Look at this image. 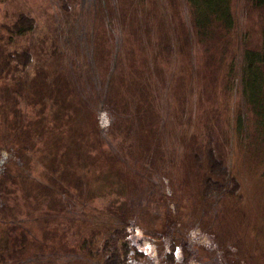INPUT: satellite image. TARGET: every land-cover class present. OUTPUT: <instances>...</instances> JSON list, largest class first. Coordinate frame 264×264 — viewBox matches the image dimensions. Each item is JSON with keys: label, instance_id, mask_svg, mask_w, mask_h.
Wrapping results in <instances>:
<instances>
[{"label": "rangeland", "instance_id": "obj_1", "mask_svg": "<svg viewBox=\"0 0 264 264\" xmlns=\"http://www.w3.org/2000/svg\"><path fill=\"white\" fill-rule=\"evenodd\" d=\"M232 7L234 40L245 34L248 43L262 42L263 12L247 0H233ZM20 16L33 20L23 34L14 31ZM147 26L149 39L142 46L133 34ZM176 35L172 50L158 48ZM204 47L197 42L185 0H0V176L22 165L28 142L33 149L25 152L32 161L25 167L29 180L46 184L56 173L70 176L63 184H47L67 190L55 204L33 192L40 184L0 181L7 188L3 199L18 205L7 216L21 222L28 242H38L46 254L54 249L52 239L76 245L90 237L92 214L118 198L122 184H109L103 175L109 172L127 182L130 160L117 163L96 154L82 172L86 184L81 188L66 184L79 172L73 150L48 164L38 159L55 141L79 134L88 139L97 128L108 131L113 146L127 139L125 126L111 131L114 120L104 105L122 103V89L129 86L155 125L165 126V154H158L156 162L160 185L152 194L142 190L138 199L127 200L139 225L161 231L162 237H147L139 225L128 223L126 238L146 256L128 264H166L161 258L171 241L175 264H264V149L249 145L254 134L248 125L242 136L234 130L240 93L224 86L226 37ZM234 48L230 43L229 49ZM211 138L228 169L223 184L230 177L238 182L233 195L226 187L206 197L199 191L201 169L195 158L204 157ZM97 150L112 154L103 140ZM64 249L55 248L54 264H66L71 257L95 264L84 253L76 257Z\"/></svg>", "mask_w": 264, "mask_h": 264}, {"label": "trees", "instance_id": "obj_2", "mask_svg": "<svg viewBox=\"0 0 264 264\" xmlns=\"http://www.w3.org/2000/svg\"><path fill=\"white\" fill-rule=\"evenodd\" d=\"M185 1L191 13V26L198 43L205 45L204 48H207L209 44L214 43L221 36H223V40L226 37V55L228 58L226 57L224 67H226L228 78L224 86L226 87L227 84L231 90L234 89L240 93V105L235 114L236 124L234 130H236L238 136H242V134L247 133L248 125L250 133L254 134L248 140L249 145L264 149V0H247L252 8L263 12L261 28L263 39L262 42L253 44L248 43L245 34L239 40H234L233 0ZM15 26L14 31L17 34H23L32 28L33 20L29 16H20L15 22ZM148 28L149 26L137 28L133 34L136 42H139L142 46L149 39ZM165 29L167 30L166 27ZM163 37L164 35L161 39ZM176 37L177 35L165 44L160 43L158 48L172 50ZM185 39L188 41L187 36H185ZM232 42L235 43V48L230 50L229 44ZM177 47L180 48L181 45L178 44ZM158 53L155 50V56ZM86 54L87 58H90V52L87 51ZM113 66L114 62H112L111 67ZM236 73L237 80H235ZM49 85L51 90L55 92L52 84ZM122 90H126V95L119 99L122 103L111 105L112 103L107 102L104 106L108 109L112 120H114V123L109 125L111 131H115L119 126H125L124 135L127 136V139H121L119 143L113 146L106 139L109 134L108 131L103 132L97 128L92 137L88 139L85 135L79 134L74 135L66 142L55 141L58 144L54 142L53 147H49L42 154L43 156L38 159L40 164H48L56 158L61 159V156H65L66 153L73 150L76 154L75 159L79 172L76 175L71 174L74 177L70 179V183L66 182V184L75 183L79 187L86 184L82 172L87 167L90 169L92 161L96 159V154L97 157H100L99 159H113L117 163H126L130 160L131 162L127 166V176L129 178L127 182L109 175V172H105L103 175V178L109 184H117V181L122 184L121 189H116L118 198L111 201L106 210L101 211V213H93L94 221L88 218L90 222H93L89 238L83 237L78 240L76 245L63 242L58 238L52 239L50 244H52L51 248L54 249L46 254L38 242H28L25 235L20 232L21 222L19 220L7 216L8 212L16 213L18 205L15 204V201L14 204L10 205L6 199V201L3 199V192L7 188L5 187L6 184H0V264H54L53 257L56 254L55 248L57 246H63L65 248L64 252L72 253V256L79 257L81 253H84L90 258L89 263L95 264H128L131 258L140 260L142 257H146L126 238V228L129 225H139L138 213L132 205L127 204V200L138 199L136 195L141 193L142 190L152 194L150 191H153L155 185L159 184L156 162L160 159V155L165 154L162 146V133L165 126H161L158 122L155 125L156 122L153 121V116L148 114L149 109L145 113L144 108L138 103V98L131 92L129 86L127 89ZM143 91L139 93L142 94ZM153 112H155V108H153ZM154 117L156 119V114ZM125 120H127L126 125L123 124ZM25 136H28V134L26 133ZM102 140L107 148L112 151V154L111 152H104V150H102L104 153H101L97 150V144ZM212 142L214 143L212 138L208 140L203 158L200 154L195 158L201 169L199 178L201 187L199 191L202 197H206L214 192L222 191L226 187L228 195H233L238 189V182L235 178L230 177L229 181L226 180V184H223L224 178L228 175V169L223 163L222 157L217 154V148ZM24 146L25 148L22 146L24 152L21 157V171L20 167L13 171L6 170L1 174L0 181L16 182L13 180L17 178L23 184H40L33 190L35 194L38 192L44 198L52 199L53 204L56 203V199L63 201L67 190L52 189L47 184H57L59 181V184H63L62 179L70 176L65 173L61 175L56 173L55 176L50 177V181H46V184H43L40 180H29L31 177L25 167H29L32 161L25 152L33 149L30 142ZM93 149L95 154L90 153V150ZM90 172L91 170L89 174ZM112 188L115 187L112 185ZM160 190L162 191L161 186ZM122 197L126 200L120 199ZM140 228L147 237L151 235L152 237H162L161 231L154 230L155 228L147 229L143 226H140ZM220 238L222 239V235ZM175 249V243L171 241L168 251L164 253L161 261L166 264H175ZM72 259L71 257L66 264H80L72 261Z\"/></svg>", "mask_w": 264, "mask_h": 264}]
</instances>
